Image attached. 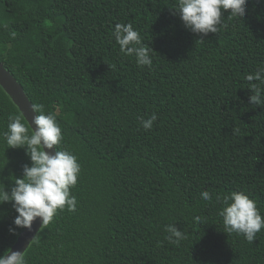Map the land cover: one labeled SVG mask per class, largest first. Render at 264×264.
<instances>
[{"label":"trees","instance_id":"obj_1","mask_svg":"<svg viewBox=\"0 0 264 264\" xmlns=\"http://www.w3.org/2000/svg\"><path fill=\"white\" fill-rule=\"evenodd\" d=\"M173 2L0 0V61L32 105L56 112L58 147L81 165L75 210L42 224L27 264H264V229L251 243L225 233L216 199L243 191L264 216V106L249 103L245 79L264 66V0H248L241 20L225 12L227 27L204 41ZM117 23L153 49L150 69L120 52ZM9 114L22 113L0 85V133ZM25 164L24 149L0 139L7 190ZM16 215L0 205V255L22 231H9ZM168 224L185 233L179 245Z\"/></svg>","mask_w":264,"mask_h":264},{"label":"clouds","instance_id":"obj_2","mask_svg":"<svg viewBox=\"0 0 264 264\" xmlns=\"http://www.w3.org/2000/svg\"><path fill=\"white\" fill-rule=\"evenodd\" d=\"M247 4L248 0H174L169 8L179 16L186 30L204 41L209 34H217L227 27L225 12L229 13L227 18L241 20L246 15ZM112 34L121 53L134 57L138 67H152L154 51L145 46L140 31L133 24L117 23ZM245 79L251 92L249 103L264 106V66H258ZM32 111L35 115L27 124L22 114H9L7 130L0 133L6 149H24L30 160V164L23 166L22 177H14L10 190L0 182V205L9 203L17 213L9 228L14 235L18 228L32 231L38 219L47 225L58 210L66 207L68 211H74L77 204L70 190L77 184L81 172L79 158L67 148L58 147L64 137L56 112L46 111L43 103L33 104ZM156 119L157 115L153 113L148 119L141 118L140 125L144 130H150ZM201 197L205 201L212 200L208 191L201 192ZM216 199L221 204L219 215L224 232L242 235L250 243L256 240L257 234L264 229V216L257 202L243 191L218 195ZM193 219L201 222L200 216ZM175 225L168 224L164 230L168 233L166 239L179 245L186 235ZM0 264L27 262L23 252L10 250L0 255Z\"/></svg>","mask_w":264,"mask_h":264},{"label":"water","instance_id":"obj_3","mask_svg":"<svg viewBox=\"0 0 264 264\" xmlns=\"http://www.w3.org/2000/svg\"><path fill=\"white\" fill-rule=\"evenodd\" d=\"M0 85L4 91L9 95L11 100L19 108L22 115L25 117L27 123L31 122L35 113L32 111V102L25 94L21 84L16 80L14 75L4 66L0 61ZM42 224L39 219L34 223L32 231L22 229L14 243L8 251L24 252L28 247Z\"/></svg>","mask_w":264,"mask_h":264}]
</instances>
